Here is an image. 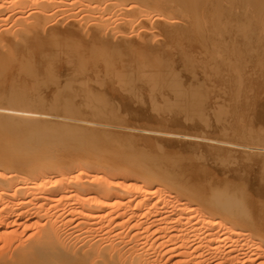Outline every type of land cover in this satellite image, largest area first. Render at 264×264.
I'll list each match as a JSON object with an SVG mask.
<instances>
[{"label": "bare ground", "instance_id": "obj_1", "mask_svg": "<svg viewBox=\"0 0 264 264\" xmlns=\"http://www.w3.org/2000/svg\"><path fill=\"white\" fill-rule=\"evenodd\" d=\"M0 264H264V0H0Z\"/></svg>", "mask_w": 264, "mask_h": 264}]
</instances>
